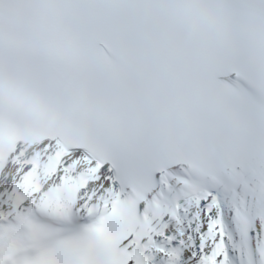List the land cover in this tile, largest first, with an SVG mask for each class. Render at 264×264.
Wrapping results in <instances>:
<instances>
[{
	"label": "snow or ice",
	"instance_id": "snow-or-ice-1",
	"mask_svg": "<svg viewBox=\"0 0 264 264\" xmlns=\"http://www.w3.org/2000/svg\"><path fill=\"white\" fill-rule=\"evenodd\" d=\"M0 264H264V0H0Z\"/></svg>",
	"mask_w": 264,
	"mask_h": 264
}]
</instances>
